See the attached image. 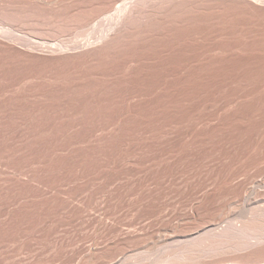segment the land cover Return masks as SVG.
I'll list each match as a JSON object with an SVG mask.
<instances>
[{"label":"rangeland","instance_id":"rangeland-1","mask_svg":"<svg viewBox=\"0 0 264 264\" xmlns=\"http://www.w3.org/2000/svg\"><path fill=\"white\" fill-rule=\"evenodd\" d=\"M70 1L16 22L2 10L0 29L16 23L34 41L79 47L106 18L82 33L97 8L77 17ZM205 3L192 17L185 6L169 18L146 10L139 41L96 65L75 50L66 59L0 44V264H183L198 238L206 248L211 234L264 212V5ZM214 252L191 261L264 264V245Z\"/></svg>","mask_w":264,"mask_h":264},{"label":"bare ground","instance_id":"bare-ground-1","mask_svg":"<svg viewBox=\"0 0 264 264\" xmlns=\"http://www.w3.org/2000/svg\"><path fill=\"white\" fill-rule=\"evenodd\" d=\"M68 1H70V0H68ZM123 1H126L122 6H121V2H120V4H119V2H118V0H117V2H116V0H71L68 4H70L69 6H71V8H70V10H69V8H68V10L71 12V14H74V15H76V13H77V17H83L84 16V9H87L88 7H91L92 6V8H97V9H95L96 11V14H94L95 12L92 10V8H91V10H92V12H93V16L90 14V13H92V12H90L89 14L92 16V17H89V18H82V22H80V18H79V22H80V24H79V22H78V24H79V26H80V28H82L81 29V32L82 33H85V32H87L88 30H90V28L91 27H93L94 26V21H95V19H94V16L95 15H99V13H100V15L102 14V15H104L105 16V18H106V20L104 21V22H102L103 24L101 25L100 24V27L98 28V29H100V30H98L99 32L97 33V31L95 32L94 31V34L96 33L97 35L95 36V35H93L92 36V38H90V39H92V40H90L89 39V41H87L86 43H84V44H82L81 46H79V44H81V43H83V42H78V44H77V46H79V47H76V46H72L71 45V42H72V40H73V43L72 44H75L76 42L75 41H78V40H75L74 41V39H72L71 38V40H70V42L69 43H61V44H57L56 43V45L55 46H50V45H48V44H45V43H41V42H39V41H34L31 37H27V36H24V35H20V34H18V33H15L14 32V30H12L13 29V27H16V26H14L16 23H14V22H12L11 21V19L12 18H14V16H17L16 18L18 19V16H19V14H26V13H28V12H30V15H32L33 13H34V9L36 8L37 9V7L39 6V4H43L42 6H50V7H52V6H54V7H56L55 5L56 4H54L53 2H52V0H0V9H1V11L0 12H2V10H3V12H4V14L6 13V14H10L9 15V18H10V16H13L14 14H17V15H14L11 19H10V21L12 22V23H14V25H13V27H12V29L11 30H5V28H4V30H3V28H2V30L0 29V44L1 45H3V46H6V47H9V48H12L13 50L15 49V50H21L20 52L21 53H28V54H35L36 56H37V54L36 53H38L39 55L41 54H43L44 56L45 55H47V56H49V55H51V56H62V55H65V57L67 56L66 54L68 53H70V51H72V50H75V54H72V55H76V54H82V55H84V56H86L85 58L87 59V61L88 62H92L93 61V63H95L94 61H96L97 63H98V60H100V61H102V60H104L105 58L104 57H106V56H109V54L110 53H112V54H114L115 52V50L116 51H119V50H117L118 48L121 50V48L122 47H120L121 45H122V43L124 44V42H130V44L132 43V42H136L138 39H135L136 38V34H138L139 32H137L136 30H138V27H137V25L136 24H139V23H137L138 22V20L139 19H142L143 20V18H142V15H144L145 14V12H147L146 10H148V9H150V8H157L158 9V12H157V10L156 9H154V11L155 12H157V13H159V11H160V13L159 14H161V12L162 13H166L167 15H168V18H169V16L171 15L172 16V11H174L175 9L177 10L179 7L180 8H182L183 9V7L185 6L186 7V9H187V7H188V10H189V8H190V13L189 14H191V17L193 16L192 15V11H191V9L193 10V8H195V9H197V8H201L202 7V3H205L204 5H206L205 6V8H207V2H210V5H211V8L210 9H212V11H213V9H215L214 10V12L215 11H217V12H219L220 10H223L225 7H226V5H237V4H239V5H241V4H244V6L245 5H249V6H251V8L252 7H255V9H256V7L258 8V6L260 7V3H263V5H264V0H123ZM122 1V2H123ZM64 2V1H63ZM60 3V2H59ZM66 3V2H65ZM65 3H63V6H64V4ZM116 3L118 4V6H116ZM213 5H212V4ZM61 4V3H60ZM67 4V3H66ZM67 4V5H68ZM228 5V6H229ZM37 6V7H36ZM42 6H39L40 7V9H41V7ZM60 7H61V5H59ZM62 6V7H63ZM182 6V7H181ZM201 6V7H200ZM227 6V7H228ZM262 6V5H261ZM49 7V8H50ZM66 7V6H65ZM68 7V6H67ZM204 7V6H203ZM213 7V8H212ZM234 7H236V8H239L238 7V5L237 6H234ZM248 7V6H247ZM246 7V9L247 10H249L248 8ZM43 9H45L44 7H42ZM53 8V7H52ZM228 8H230V7H228ZM228 8H226V9H228ZM241 8V7H240ZM250 8V9H251ZM261 8V7H260ZM35 9V10H36ZM39 9V8H38ZM38 9H37V11H38ZM61 9V8H60ZM65 9V8H64ZM153 9H152V11H153ZM159 9H161V10H159ZM202 9V8H201ZM204 9V8H203ZM209 9V8H208ZM209 9V10H210ZM231 9H232V6H231ZM235 9V8H234ZM254 8H252V11H254L253 10ZM262 9V8H261ZM55 10V9H54ZM67 10V9H66ZM66 11V12H69V11ZM88 10V9H87ZM181 10V9H180ZM199 9H197L196 10V12L198 11ZM206 10V9H205ZM238 10L239 9H235V13H238ZM243 10V9H242ZM241 10V11H242ZM264 10V9H263ZM36 11V12H37ZM40 11V10H39ZM52 11V10H51ZM65 11V10H64ZM100 11V12H99ZM164 11V12H163ZM166 11V12H165ZM167 11L169 12V13H167ZM172 13H171V12ZM178 11H179V9H178ZM178 11H175V12H178ZM184 11V10H183ZM202 11V10H201ZM201 11H200V13H201ZM211 10L208 12V14L210 13V12H212ZM226 10L224 9V12H225ZM229 12H231V10H228ZM237 11V12H236ZM241 11H239V12H241ZM245 11V10H244ZM243 11V12H244ZM251 11V10H250ZM250 11H246V13H250ZM31 12H32V14H31ZM41 12H43V11H40V13ZM45 12V11H44ZM48 12H49V10H48ZM48 12H46V13H48ZM56 12V11H55ZM58 12V11H57ZM62 12V11H61ZM72 12H75V13H72ZM155 12H153V13H155ZM194 12V11H193ZM203 12H205V11H203ZM221 12H223V11H221ZM234 12V11H233ZM150 13H151V9H150ZM171 13V14H170ZM180 13V12H179ZM183 13V12H182ZM199 13V12H198ZM197 13V14H198ZM206 13V12H205ZM245 13V12H244ZM2 13H0V15H1ZM4 14H2V16L4 17ZM13 14V15H12ZM45 14V13H44ZM50 14H51V12H50ZM62 14V13H61ZM67 14V13H66ZM66 14H64V15H66ZM70 14V15H71ZM152 14V13H151ZM151 14H149V15H151ZM166 14H165V16H166ZM170 14V15H169ZM175 14H178V13H175ZM188 14V13H187ZM217 14V13H216ZM225 14H227V13H225ZM253 14H255V12L253 13ZM29 15V16H30ZM69 15V14H68ZM85 15H88V14H86L85 13ZM98 15L96 16V17H98ZM101 15V16H102ZM146 15H147V13H146ZM154 16L156 15V14H153ZM185 15H186V12H185ZM196 15V14H195ZM202 15L203 14H201V17H202ZM223 15V14H222ZM235 15V14H234ZM28 16V15H27ZM52 16V15H51ZM60 16V15H59ZM62 16V15H61ZM67 16V15H66ZM170 16V17H171ZM174 16V15H173ZM180 16V15H179ZM205 16V15H204ZM218 16V15H217ZM224 16V15H223ZM20 17V16H19ZM22 18L23 17H25V15H22L21 16ZM19 18V19H22V18ZM32 17V16H31ZM40 17H41V15H40ZM46 17V16H45ZM50 17V16H49ZM63 17V16H62ZM68 17V16H67ZM74 17V16H73ZM85 17V16H84ZM95 17V18H96ZM103 17V16H102ZM146 17H148V16H145L144 18H146ZM153 16L151 15V17L150 18H152ZM156 17V16H155ZM154 17V18H155ZM157 17H159V15H157ZM157 17L155 18L157 21L160 19H162V18H165L164 17V14L161 16L160 15V17H162V18H158L157 19ZM167 17V16H166ZM175 17H177V16H175ZM184 17H186V16H184ZM190 17V16H189ZM198 17V16H197ZM225 17V16H224ZM16 18H14L15 19V22H16ZM26 18V17H25ZM25 18H24V20H25ZM28 18V17H27ZM33 18H35L34 17V14H33ZM39 17L37 16V19H38ZM47 18V17H46ZM54 18H55V16H54ZM59 18V17H58ZM57 18V19H58ZM66 18V17H65ZM76 18V17H75ZM149 18V17H148ZM147 18V19H148ZM152 19L153 20V23H155L156 22V20L155 19ZM182 18H183V16H182ZM205 18H208V17H205ZM214 18V17H213ZM5 19V18H4ZM3 19V20H4ZM13 19V20H14ZM29 19V18H28ZM31 19V18H30ZM36 19V20H37ZM69 19V18H68ZM175 19V18H174ZM176 19H180V18H176ZM193 19V18H192ZM217 19V18H216ZM219 19V18H218ZM225 19V18H224ZM1 20V19H0ZM7 20V19H6ZM27 20V19H26ZM25 20V21H26ZM54 20V19H53ZM59 20V19H58ZM63 20V19H62ZM74 20V19H73ZM78 20V19H77ZM94 20V21H93ZM145 20V19H144ZM149 20V19H148ZM155 20V21H154ZM170 20V19H169ZM169 20H167V21H169ZM183 20V19H182ZM201 20V19H200ZM203 20H204V18H203ZM202 20V21H203ZM206 20V19H205ZM204 20V21H205ZM213 20V19H212ZM20 21H22V20H20ZM24 21V22H25ZM46 21V20H45ZM48 21V20H47ZM50 21H51V19H50ZM50 21H48V23H50ZM64 21V20H63ZM63 21H61V23H63ZM66 21H68V20H66ZM150 21V20H149ZM162 21V20H161ZM160 21V22H161ZM166 21V22H167ZM171 21V20H170ZM169 21V22H170ZM172 21H174V20H172ZM180 21H181V19H180ZM184 21V20H183ZM194 21V20H193ZM210 21V20H209ZM1 22V21H0ZM40 22V21H39ZM57 22V21H56ZM69 22V21H68ZM72 22V21H71ZM143 23H144V21H142ZM145 22L147 23V20H145ZM151 22V21H150ZM150 22H148V24L150 23ZM159 22V23H160ZM164 22V21H163ZM168 22V23H169ZM177 22V21H176ZM179 22V21H178ZM216 22V21H215ZM17 23H20V22H17ZM26 23V22H25ZM40 23H42L41 25H43V21L42 22H40ZM40 23H38V25L40 24ZM47 23V24H48ZM51 23H52V21H51ZM60 23V24H61ZM66 23V22H65ZM100 23V22H99ZM143 23H141V24H143ZM146 23H144V24H146ZM157 23V22H156ZM185 23V22H184ZM196 23V22H195ZM204 23V22H203ZM3 24V23H2ZM8 24H9V22H8ZM21 24V23H20ZM24 24V23H23ZM29 24V23H28ZM27 24V25H28ZM46 24V25H47ZM72 23H70V25H71ZM74 24V23H73ZM78 24H76L75 23V25L77 26ZM82 24V25H81ZM141 24H139V26L141 25ZM147 24V25H148ZM150 24H152V23H150ZM163 24H165V23H163ZM163 24H161V26L163 25ZM167 24V23H166ZM164 25L165 27L168 25ZM172 24V23H171ZM176 24V23H175ZM174 24V25H175ZM188 24V23H187ZM186 24V25H187ZM193 24V23H192ZM198 24V23H197ZM209 24V23H208ZM213 24V23H212ZM5 25V24H4ZM3 25V26H4ZM10 25V24H9ZM29 25H31V27H32V25H37V24H33L32 22H31V24H29ZM46 25H43V26H46ZM55 25H56V23H55ZM67 25V24H66ZM65 25V26H66ZM97 25V22H96V24H95V26ZM135 25H136V27H135ZM146 25V27H148ZM155 25V24H154ZM159 25V24H158ZM173 25V24H172ZM177 25V24H176ZM185 25V26H186ZM190 25H191V23H190ZM205 25V24H204ZM203 25V26H204ZM207 25V24H206ZM42 26V27H43ZM49 26V25H48ZM50 26H52L51 24H50ZM57 26H58V28H59V24H57ZM142 26V25H141ZM150 26V25H149ZM152 26H153V24H152ZM170 26V25H169ZM200 26V25H199ZM11 27V26H10ZM21 27V26H20ZM40 27V26H39ZM38 26H37V28H39ZM61 27V26H60ZM63 27H64V25H63ZM63 27H61V28H63ZM69 27V26H68ZM73 27V26H72ZM145 27V26H144ZM144 27H143V29H144ZM158 27V26H157ZM171 27H173V26H171ZM170 27V28H171ZM176 27V26H175ZM196 27V26H195ZM212 27V26H211ZM1 28V27H0ZM9 28V27H8ZM29 28V27H28ZM35 28V27H34ZM44 28V27H43ZM45 28H48V27H45ZM64 28H66V27H64ZM79 28V27H78ZM78 28H76L75 27V29H78ZM80 28L78 29L79 31H80ZM95 28V27H94ZM97 28V27H96ZM141 28V27H140ZM149 28V27H148ZM154 28V27H153ZM153 28H151V29H153ZM164 28V27H163ZM187 28V27H186ZM201 28V27H200ZM17 29H19V28H17ZM31 29V28H30ZM42 29V28H41ZM51 29V28H50ZM54 29V28H53ZM57 29V28H56ZM74 29V30H75ZM142 29V28H141ZM142 29V30H143ZM146 29V28H145ZM144 29V30H145ZM150 29V30H151ZM197 29V28H196ZM202 29V28H201ZM16 30V29H15ZM37 30H40V29H37ZM47 30V29H46ZM58 30V29H57ZM57 30H54V31H57ZM155 30H156V28H155ZM159 30H160V27H159ZM161 30H162V28H161ZM170 30V29H169ZM176 30V29H175ZM180 30H181V28H180ZM186 30V29H185ZM194 30V29H193ZM17 31V30H16ZM22 31H24V30H22ZM29 31V30H28ZM33 31H34V29H33ZM50 31V30H49ZM54 31H52V32H54ZM69 31H71L72 32V30L70 29ZM78 31V32H79ZM138 31H141V30H138ZM233 31V30H232ZM231 31V32H232ZM36 32V31H35ZM34 32V33H35ZM39 31H37V33H38ZM45 32V31H44ZM43 32V33H44ZM80 32V33H81ZM137 32V33H136ZM149 32V31H148ZM151 32V31H150ZM153 32H155V31H153ZM169 32V31H168ZM170 32H172V31H170ZM174 32V31H173ZM24 33V32H23ZM22 33V34H23ZM28 33H30V31L28 32ZM33 32H31L30 34H32ZM39 33H41V32H39ZM48 33V32H47ZM51 33V32H50ZM76 33V32H75ZM81 33V34H82ZM158 33H159V31H158ZM181 33H182V31H181ZM195 33V32H194ZM54 34H55V32H54ZM86 34V33H85ZM89 34V33H88ZM141 34H143V33H141ZM145 34V33H144ZM147 34V33H146ZM153 34L154 33H152V36H153ZM163 34V33H162ZM166 34V33H165ZM175 34V33H174ZM196 34V33H195ZM194 34V35H195ZM35 35V34H34ZM40 35H42V37H43V34L41 33ZM45 35V34H44ZM77 35H78V33H77ZM139 35V34H138ZM149 35H150V33H149ZM159 35V34H158ZM169 35V34H168ZM197 35V34H196ZM219 35V34H218ZM228 35V34H227ZM226 35V36H227ZM29 36V35H28ZM31 36V35H30ZM46 36V35H45ZM76 36V35H75ZM78 36H80V35H78ZM140 36V35H139ZM165 36H167V35H165ZM170 36V35H169ZM180 36V35H179ZM184 36H185V34H184ZM193 36V35H192ZM37 37V36H36ZM151 37V36H150ZM159 37H161V36H159ZM45 37H43V39H44ZM46 38H47V36H46ZM48 38H49V36H48ZM85 38V37H84ZM140 38V37H139ZM144 38V37H143ZM146 39L148 38L147 36L145 37ZM152 38V37H151ZM157 38V37H156ZM171 38H173L172 36H171ZM170 38V39H171ZM185 38H186V36H185ZM197 38V37H196ZM40 39V38H39ZM76 39V38H75ZM141 39V38H140ZM168 39V38H167ZM142 40V39H141ZM158 40H159V38H158ZM161 40V39H160ZM162 40H163V37H162ZM165 40V39H164ZM185 40V39H184ZM190 40V39H189ZM198 40V39H197ZM42 41V40H41ZM45 41V40H44ZM82 41H83V39H82ZM139 41V40H138ZM144 41V40H143ZM155 40H153V42H154ZM180 41V40H179ZM183 41V40H182ZM223 41V40H222ZM68 42V41H67ZM75 42V43H74ZM127 42V43H128ZM150 42H151V40H150ZM163 42H166V41H163ZM167 42H168V40H167ZM172 42V41H171ZM224 42V41H223ZM174 43V42H173ZM181 43V42H180ZM129 44V43H128ZM132 44H134V43H132ZM155 44V43H154ZM159 44H160V42H159ZM164 44H166V43H164ZM163 44V45H164ZM221 44V43H220ZM126 45V44H125ZM174 45V44H173ZM223 45V44H222ZM135 46H136V44H135ZM169 46V45H168ZM76 47V48H75ZM126 47H127V45H126ZM131 47V46H130ZM154 47V46H153ZM155 47H157V46H155ZM155 47H154V49H155ZM161 47V46H160ZM168 48V47H167ZM1 49V48H0ZM11 49V50H12ZM128 49H130V48H128ZM127 49V50H128ZM134 49H135V47H134ZM136 49H137V47H136ZM152 49V48H151ZM163 49V48H162ZM124 50V49H123ZM172 50V49H171ZM24 51V52H23ZM155 51H157V50H155ZM167 51V50H166ZM4 52V51H3ZM13 52V51H12ZM11 52V53H12ZM16 52V51H15ZM19 52V51H18ZM73 52V51H72ZM77 52V53H76ZM124 53H126L125 52V50H124ZM130 52H128V54H129ZM132 53V52H131ZM164 53V52H163ZM16 54V53H15ZM6 55V54H5ZM8 55V54H7ZM25 55H27V54H25ZM82 55H80L81 57H82ZM20 56H21V54H20ZM69 56H70V54H69ZM78 56V55H77ZM84 56L82 57V58H84ZM123 56V55H122ZM125 56V55H124ZM27 57V56H26ZM32 57V56H31ZM117 57V56H116ZM135 57H136V55H135ZM226 57V56H225ZM224 57V58H225ZM235 57V56H234ZM28 58V57H27ZM49 58V57H48ZM51 58V57H50ZM71 58H73V57H71ZM70 58V59H71ZM79 58V57H78ZM77 58V59H78ZM104 58V59H103ZM107 58V57H106ZM109 59H110V57H108ZM125 58H126V56H125ZM36 59V58H35ZM40 59H42V58H40ZM56 59V58H55ZM58 59V58H57ZM61 59V58H60ZM66 59H67V57H66ZM65 59V60H66ZM69 59V58H68ZM69 59V60H70ZM86 59H85V61H86ZM102 59V60H101ZM25 60V59H24ZM45 60V59H44ZM48 60V59H47ZM76 60V59H75ZM82 60H84V59H82ZM125 60H127V59H125ZM231 60H233V59H231ZM28 61V60H27ZM33 61V60H32ZM39 61V60H38ZM56 61H58V60H56ZM60 61V60H59ZM78 61H80L81 62V60H78ZM84 61V62H85ZM118 61V60H117ZM121 61V60H120ZM132 61V60H131ZM70 62V61H69ZM72 62V61H71ZM103 62V61H102ZM97 63H95L94 65H96ZM56 64V63H55ZM62 64V63H61ZM60 64V65H61ZM66 64V63H65ZM73 64V63H72ZM78 64V63H77ZM88 64V63H87ZM92 64V63H91ZM90 64V65H91ZM93 65V66H94ZM126 65V64H125ZM124 65V66H125ZM59 66V65H58ZM62 66V65H61ZM92 66V65H91ZM104 66V65H103ZM77 67V66H76ZM50 68V67H49ZM57 68V67H56ZM63 68V67H62ZM82 69H83V67H81ZM104 68V67H103ZM71 69V68H70ZM77 70H79L78 68H76ZM92 69V68H91ZM95 69V68H94ZM93 69V70H94ZM50 70V69H49ZM63 70H64V68H63ZM62 70V71H63ZM76 70V71H77ZM68 71V70H67ZM75 71V70H74ZM45 72V71H44ZM58 72V71H57ZM64 72V71H63ZM85 72V71H84ZM91 72V71H90ZM66 73H68V72H66ZM42 74V73H41ZM80 74V73H79ZM95 74V73H94ZM97 74V73H96ZM48 75H49V73H48ZM68 75V74H67ZM76 75V74H75ZM52 76H55V75H52ZM60 76H62V75H60ZM64 76V75H63ZM87 76H89V75H87ZM66 77V76H65ZM72 77V76H71ZM63 78V77H62ZM74 79V78H73ZM89 79V78H88ZM258 185L259 186H261V185H263L264 186V181L263 182H261V183H258ZM257 185V186H258ZM261 188V187H260ZM262 189H264V188H262ZM262 189H261V191H262ZM261 191H259V196H260V192ZM251 193H254L253 192V190L251 191ZM258 196V197H259ZM257 198V197H256ZM256 198H252L251 199V204L252 205H255V204H257V203H263V199H264V197H263V199L262 200H258V199H256ZM261 199V198H260ZM262 203H261V205H262ZM257 205H259V204H257ZM264 207V206H263ZM235 221V220H234ZM233 221V222H234ZM237 222V221H236ZM233 224V223H232ZM231 224V226H226V228H223L222 230H218L219 232H218V234H217V232H216V234H211L212 236H214V235H216L215 237H212V236H210V238H209V236L207 237L208 239L207 240H209L210 239V241L211 242H213V243H209V244H207L208 246L206 247V248H204L205 246H203V248L201 247L202 245H197L198 244V241H200L199 240V238L196 240L197 241V243H193L191 246H189V248H188V251H189V255H192L190 258L188 257L187 259L189 260V261H182L183 262V264H191L192 263V261L191 260H196L198 257H196L197 255L199 256V255H202L203 254V252H204V254L203 255H207V254H209V253H207L206 254V252H213V251H215V252H248V251H250L251 252V250L252 249H256V248H259V247H261V246H263L264 245V212H257L256 211V213L255 214H253L252 215V217L250 216V219L248 218L247 219V221L246 222H242V223H240V224H237V223H235V225H232ZM228 227V228H227ZM205 236H207V235H205ZM200 237V236H199ZM203 237H204V235H203ZM200 238H202V236L200 237ZM211 238H215V240L214 239H212L211 240ZM203 239H205V237L203 238ZM203 239H201L204 243L206 242L205 240H203ZM196 241H194V242H196ZM201 241V242H202ZM209 241V242H210ZM202 242V243H203ZM192 243V242H191ZM200 243V242H199ZM203 243V244H204ZM201 244V243H200ZM182 250V249H181ZM180 250V251H181ZM95 251V250H94ZM175 251V250H174ZM183 251V250H182ZM185 251V250H184ZM203 251V252H202ZM166 252V251H165ZM172 252V251H171ZM171 252H169V253H171ZM202 252V253H201ZM214 252V253H215ZM176 253V252H175ZM185 253H186V251H185ZM91 254V253H90ZM168 254V253H167ZM169 255V254H168ZM172 255H174V252L172 253ZM179 255H181V254H179ZM185 255V254H184ZM188 255V256H189ZM203 255H202V257H203ZM218 255H220L219 253H218ZM92 256V255H91ZM175 256V255H174ZM170 257V256H169ZM184 257L185 256H182V259L184 260ZM186 257H187V254H186ZM194 257V258H193ZM92 258V257H91ZM94 258V257H93ZM173 258V257H172ZM196 258V259H195ZM201 258V257H200ZM208 258V257H207ZM176 259V258H175ZM178 259H181V257H178ZM203 259V258H202ZM92 260V259H91ZM198 260H199V258H198ZM176 261H178V260H176ZM181 261H180V263H181ZM184 262H186V263H184ZM194 262V261H193ZM197 262V261H196ZM176 263H178V262H176ZM182 264V263H181ZM192 264H194V263H192Z\"/></svg>","mask_w":264,"mask_h":264}]
</instances>
